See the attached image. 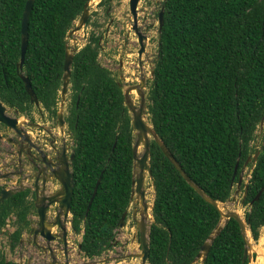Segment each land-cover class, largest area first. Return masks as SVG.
<instances>
[{
    "label": "trees",
    "instance_id": "16d2710c",
    "mask_svg": "<svg viewBox=\"0 0 264 264\" xmlns=\"http://www.w3.org/2000/svg\"><path fill=\"white\" fill-rule=\"evenodd\" d=\"M26 1L0 0V95L18 105L28 98L17 70ZM86 1H34L24 73L35 91L56 83L66 34ZM162 5L149 119L189 177L223 202L230 199L248 157L258 152L250 164L246 205L264 186V137L259 148L252 144L264 116V0H164ZM96 54L85 45L73 63L74 86L85 82L79 101L83 134L76 156L73 227L79 231L84 220L82 248L89 256L114 243L130 202L133 168L131 117L123 93L96 64ZM150 164L154 220L149 262L195 264L201 245L220 222V211L188 183L154 140ZM245 217L258 239L264 226V190ZM244 247L239 223L230 218L203 264H241Z\"/></svg>",
    "mask_w": 264,
    "mask_h": 264
},
{
    "label": "flooded vegetation",
    "instance_id": "af4514ba",
    "mask_svg": "<svg viewBox=\"0 0 264 264\" xmlns=\"http://www.w3.org/2000/svg\"><path fill=\"white\" fill-rule=\"evenodd\" d=\"M109 11L110 9H107L105 14ZM90 17L91 12L88 21ZM133 23L132 17V23L127 24L126 31L122 33L124 24L119 19L110 18L107 25L101 29L102 34L98 36L92 33L85 45L89 44L95 50L100 47L103 51V65L99 61L100 53L98 54L97 50L96 57H98L97 59L95 57V62L102 69L103 76L112 80L123 96L127 92L134 103V99L138 98V103H135L138 106L142 98L141 93L149 102L148 94L155 71L154 67L149 73L145 69L144 56L149 49V35L141 27L138 18L137 29L147 36V39H144L146 42L144 50L140 53L142 44L133 28ZM98 25L101 27L102 24ZM69 30L66 38L76 32L69 34ZM159 33L158 24V39ZM83 47L73 49L74 55ZM134 54V60L129 59ZM64 80L63 62L61 74L57 75L56 83L50 89L34 90L38 103L31 100L28 92V98L20 105L12 104L0 95V100L6 107L3 113L13 119L11 125L0 121V196L9 193L8 196L0 198V239L4 243L0 245L2 264L121 262L131 258L126 256L132 252L128 248L136 241L139 242V229L133 218L136 208L134 204L130 205L131 209L127 207L124 225H119L115 229L114 243L101 254L93 256H89L82 248L84 220L79 231L73 227L72 201L71 211L66 218L61 211L59 191L62 184L59 177L67 179L70 172H73L75 182L76 156L80 133L83 134L79 126V101L85 88V82L80 87L74 86L73 64L66 92L63 95ZM255 162L253 154L247 166ZM245 182L242 185L246 187L247 182ZM131 221L137 231L129 234L130 236L124 240L118 239L116 235H120ZM74 235H77L75 241ZM110 249H115L114 254L111 253L109 257L104 258Z\"/></svg>",
    "mask_w": 264,
    "mask_h": 264
},
{
    "label": "water",
    "instance_id": "95a60500",
    "mask_svg": "<svg viewBox=\"0 0 264 264\" xmlns=\"http://www.w3.org/2000/svg\"><path fill=\"white\" fill-rule=\"evenodd\" d=\"M34 1L35 0H27L25 7H24L22 21H21V53H20V59L17 62V69L19 71L20 77L25 83L26 91L31 96V100L38 103L37 95L32 87L30 79L27 75L23 73V67H24V63L26 60V51L28 48L29 19H30L31 12L34 6ZM139 1L140 0H129V8H130V13L134 20L133 28L138 34L139 40L141 41V44H142V49L140 50V53H141L144 50V46L146 45V42H144V39L146 40L147 36L137 29V24H138V10L137 9H138ZM90 2L91 0H87L85 2L83 11L78 19V24L71 31H69V34H71L73 31L80 30L88 21L89 16H90V9H89ZM164 9L165 7L164 5H162L158 13L159 32H161L163 24H164ZM73 59H74V51L69 49L67 46L66 51H65V58H64V79L65 80L63 84V95L66 92L67 84L69 82V77L71 75V67L73 64ZM153 73L154 72H152V74ZM141 96L142 98L138 106L135 105L132 98L128 95L127 92L125 93V96H124L125 105L127 106L131 114V126L133 129V138H134L133 144H132V157H133L132 188H131L129 206L131 204L136 205V208L133 213V218L137 223V228L139 229V234H140V239H139L140 251L129 253L126 256L139 258L140 264H149L150 242H151L150 241V231H151L152 222L154 220V217H153L154 199H153V203H150L147 200L148 186H146V184H147L148 178L152 181L151 179L152 169H151V164H150V157H151V143L154 140L162 148L164 154L175 165V167L179 170L181 175L188 181V183L205 200L212 203L220 211V214H221L220 222L216 226V228L213 230V232L208 236V238L204 241V243L201 245L200 251L195 258V262L199 264H203L206 261L215 237L220 234L221 230L223 229L224 224H226L230 218H234L239 223L242 236L245 242L244 254H243L241 264H244L247 259L250 264L251 261L253 260L252 258L253 245L251 243V238H250L252 237V233H251L248 221L246 220V217H243L241 212H239L237 209H233V210L226 209L227 211H223L222 209L223 207H221L220 203H224V202L211 197L209 194H207L203 190V188L199 184L194 182L189 177V175L186 173L182 165L175 158V156L170 152V150L165 145L163 140L159 137L153 125L147 121V114H148L147 100L145 99V96L143 95V93H141ZM5 109H6L5 105L0 100V121L5 124L11 125V122L13 121V119L3 113V110ZM263 124H264V116L261 121V125ZM141 146H143L142 153H140L139 151V148ZM257 158H258V152L254 154V161H256ZM250 160H251V156H249L247 161L244 163V167L241 169V172L238 176V182H237L238 187H237L236 193H238V190L242 183L245 167L247 166ZM238 165L239 163L236 164L235 171H237ZM59 180L62 184V187L59 191V195H60L59 202L61 204V211L64 213L65 218H66L68 213L71 211V201L73 198L74 186H75L74 173L70 172V176L67 179L59 177ZM100 181H101V178H99L96 182V185L94 187V191L90 198L87 210H89L92 204V201L97 193ZM247 183H246V187H247ZM151 186L153 185H150L149 187ZM263 190H264V186L257 193V195L252 199V201L249 203L250 205H252L255 200L259 199ZM246 192H247V188L245 189V192L243 194V199L241 202L242 204L244 203ZM8 195L9 193L5 195H1L0 198H3ZM235 199H236V196H232L231 200L235 201ZM127 211L128 209L125 210V212L122 214L120 218V221H119L120 226H123L125 223ZM60 224H61V221H60Z\"/></svg>",
    "mask_w": 264,
    "mask_h": 264
},
{
    "label": "rangeland",
    "instance_id": "374dc122",
    "mask_svg": "<svg viewBox=\"0 0 264 264\" xmlns=\"http://www.w3.org/2000/svg\"><path fill=\"white\" fill-rule=\"evenodd\" d=\"M163 1L164 0H140L138 4L139 23H141L142 25L141 27L149 35V45H148L149 49H148L147 54L144 56V59L146 61L145 69H146V72L148 73H149V70L154 67L157 54H158V24H159L158 23V12L161 9ZM89 9L91 12V17L88 23H86L80 30L76 31L75 33L71 35H68V37L66 38V40L68 41V47L71 50L73 49L77 50L83 47L88 42L89 36L92 33L98 36L102 34L101 29L107 25V22L109 21L110 18H113L114 20L119 19V21L124 24L125 27L122 29V33L123 31H126L127 24L132 23V15L130 13L129 0H107V1L91 0ZM107 9H110V11L109 13L105 14ZM77 24H78V19L75 21L74 26L71 29H73ZM98 24L100 25L102 24L101 27ZM146 27H148V29ZM126 39L127 37L125 38V40ZM103 41L105 40L103 39ZM96 50L98 54L100 53L99 61L103 65V56H102L103 51L100 49V47H97ZM134 56L135 54L132 55L129 59L134 60ZM134 100H135V103H138V98H135ZM147 121L151 124L148 114H147ZM263 137H264V124L260 125L259 128L257 129V135L255 138V141L253 142V146L255 148H259L261 146ZM139 151L140 153H142L143 146L139 148ZM250 173H251V165L247 166L243 173L244 181L248 182ZM150 185H152V181L148 178L147 184H146V186H148L147 200L150 203H153L154 188L153 186L149 187ZM241 185L238 190V193H236V190L238 187L237 183H235L234 185L232 196H236L235 201L231 200L232 198L231 196V198L228 201L224 203H220V205L223 207L222 208L223 211H227L226 209H230V210L238 209L243 215V217H245V211L248 208H250V204L248 203L245 205L244 203L243 204L241 203L243 199V187ZM129 209H131V206H129ZM134 231H137V229L134 223L131 221V223H129L128 226L124 230L121 231L122 233L116 236L118 237V239L124 240L130 236L129 234H133ZM263 234H264V227H262L260 231V237L258 239H253L252 237H250L252 245H254L255 243H258ZM76 238H77V235H74L73 240L75 241ZM0 245H4L2 239H0ZM128 249L132 251L130 253L139 252L140 251L139 242L136 241L135 243L131 244ZM113 251H115V249H110L108 252H106V255L104 256V258L109 257L111 253L113 255L114 254ZM255 257H256V253L254 252V250H252L253 260ZM252 261L250 264H252ZM104 264H140V259H136L132 257V258H126L125 260L121 262L108 261V263H104Z\"/></svg>",
    "mask_w": 264,
    "mask_h": 264
},
{
    "label": "bare ground",
    "instance_id": "6f19581e",
    "mask_svg": "<svg viewBox=\"0 0 264 264\" xmlns=\"http://www.w3.org/2000/svg\"><path fill=\"white\" fill-rule=\"evenodd\" d=\"M253 250L256 253V257L252 261V264H264V234L260 238L259 242L253 245Z\"/></svg>",
    "mask_w": 264,
    "mask_h": 264
},
{
    "label": "clouds",
    "instance_id": "9594fccd",
    "mask_svg": "<svg viewBox=\"0 0 264 264\" xmlns=\"http://www.w3.org/2000/svg\"><path fill=\"white\" fill-rule=\"evenodd\" d=\"M162 7V6H161ZM138 10V9H137ZM77 19H79V17L77 18ZM76 19V20H77ZM155 71V70H154ZM124 105H125V102H124ZM126 106V105H125ZM127 107V106H126ZM147 108H148V102H147ZM128 109V108H127ZM128 112H129V110H128ZM129 114H130V112H129ZM130 117H131V114H130ZM148 117H149V113H148ZM151 122V121H150ZM152 124V123H151ZM133 140H134V138H133ZM256 154V153H255ZM241 172V171H240ZM240 174V173H239ZM239 176V175H238ZM249 180V179H248ZM233 194V193H232ZM232 196V195H231ZM231 198V197H230ZM228 201V200H227ZM226 202V201H225ZM87 212H88V210H87ZM124 213V212H123ZM119 226V225H118ZM132 258V257H131ZM134 258H136V257H134ZM136 259H139V258H136ZM149 264H151L150 262H149Z\"/></svg>",
    "mask_w": 264,
    "mask_h": 264
}]
</instances>
